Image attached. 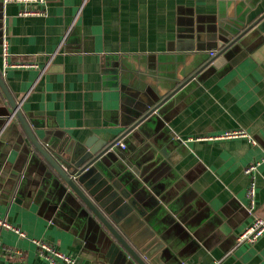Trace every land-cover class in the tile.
I'll use <instances>...</instances> for the list:
<instances>
[{
  "label": "crops",
  "instance_id": "0c3cea01",
  "mask_svg": "<svg viewBox=\"0 0 264 264\" xmlns=\"http://www.w3.org/2000/svg\"><path fill=\"white\" fill-rule=\"evenodd\" d=\"M262 15L264 0H0V78L43 148L72 169L62 145H125L116 171L139 212L106 216L145 264H264V237L237 241L253 221L245 169L256 163L255 215L264 218V19L224 50ZM15 113L0 86V216L27 235L0 231V245L27 253L0 255V264H47L34 240L80 264H139L67 189ZM234 129L257 144L198 140Z\"/></svg>",
  "mask_w": 264,
  "mask_h": 264
},
{
  "label": "water",
  "instance_id": "95a60500",
  "mask_svg": "<svg viewBox=\"0 0 264 264\" xmlns=\"http://www.w3.org/2000/svg\"><path fill=\"white\" fill-rule=\"evenodd\" d=\"M263 19L264 15L252 25L244 29L234 41H230L224 50L230 48L243 35L257 26ZM206 67L207 65L205 67L204 65L198 67V69L189 74L187 79L176 89L167 95L161 96L159 101L148 104V108L141 113L138 119L123 136H126L132 130H135L143 121L154 116L156 113H160L159 109L189 82L194 80ZM0 86L6 93L13 110L16 111L15 116L22 123L26 134L33 143V146L49 163L51 168L61 177L67 186V189L73 192V194H75L97 216L103 225H105V227L139 264H145L139 255L118 235L116 231H114L106 216L110 215L113 220L119 221V218L128 216L130 213H133L134 210L139 212L137 210L136 202L131 197L129 191L123 188L120 175L116 171L120 161L119 154L116 151H118L120 145L115 142L109 145L108 143H100L97 146H93L90 142H87L84 145L78 144L76 147L74 146L71 151L67 150V148H63L62 145V148L57 151L59 158L63 162L68 163L69 166H73L72 169L71 166L65 168L39 143L27 121L21 115L17 103L10 97L1 78ZM77 147L81 149L82 154L79 161L75 160Z\"/></svg>",
  "mask_w": 264,
  "mask_h": 264
},
{
  "label": "built area",
  "instance_id": "2783aa9c",
  "mask_svg": "<svg viewBox=\"0 0 264 264\" xmlns=\"http://www.w3.org/2000/svg\"><path fill=\"white\" fill-rule=\"evenodd\" d=\"M5 3H37L43 2L44 0H4ZM36 12L23 10L20 12L22 16H29L35 15ZM3 57L5 60L6 65H8V49L7 44L4 43V51ZM210 55L214 57L216 55L215 52H211ZM232 139H247L251 144L256 145V140L245 130L243 129H234V130H227L217 135H209L205 137H199L198 140H232ZM118 145L125 147L123 143H118ZM260 163H256L250 165L245 169V173L252 177V182L249 186L247 196L249 199V210L250 213L253 215L252 223L238 235L237 241L238 243H247V244H254L259 239L264 237V218L255 215L256 210V182H255V174L258 170V166ZM2 230H9L17 233L21 237H26L27 235L22 232L18 227L14 226L8 219L5 217L0 216V231ZM35 244L37 245V251L39 256L46 261L47 264H80L77 259L69 254H66L59 249L51 246L49 243L45 241L34 240ZM0 255L16 258V259H25L27 253L16 248H12L10 246H3L0 245ZM217 264V263H214Z\"/></svg>",
  "mask_w": 264,
  "mask_h": 264
}]
</instances>
